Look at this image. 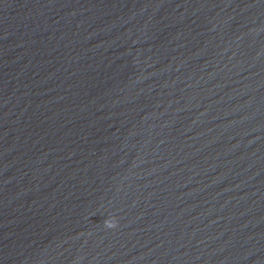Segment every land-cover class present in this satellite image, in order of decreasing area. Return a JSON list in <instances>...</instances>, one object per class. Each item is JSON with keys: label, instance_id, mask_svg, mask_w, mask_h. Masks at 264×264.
Instances as JSON below:
<instances>
[{"label": "water", "instance_id": "1", "mask_svg": "<svg viewBox=\"0 0 264 264\" xmlns=\"http://www.w3.org/2000/svg\"><path fill=\"white\" fill-rule=\"evenodd\" d=\"M0 264H264V0H0Z\"/></svg>", "mask_w": 264, "mask_h": 264}, {"label": "clouds", "instance_id": "2", "mask_svg": "<svg viewBox=\"0 0 264 264\" xmlns=\"http://www.w3.org/2000/svg\"><path fill=\"white\" fill-rule=\"evenodd\" d=\"M115 220L114 219H109V220H106L105 221V224L108 226V227H114L115 226Z\"/></svg>", "mask_w": 264, "mask_h": 264}]
</instances>
